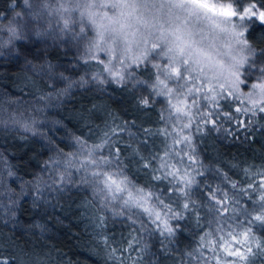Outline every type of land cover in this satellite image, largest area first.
<instances>
[{
	"label": "clouds",
	"instance_id": "1",
	"mask_svg": "<svg viewBox=\"0 0 264 264\" xmlns=\"http://www.w3.org/2000/svg\"><path fill=\"white\" fill-rule=\"evenodd\" d=\"M0 9V264H61L59 247L97 264H264V24L191 0Z\"/></svg>",
	"mask_w": 264,
	"mask_h": 264
},
{
	"label": "trees",
	"instance_id": "2",
	"mask_svg": "<svg viewBox=\"0 0 264 264\" xmlns=\"http://www.w3.org/2000/svg\"><path fill=\"white\" fill-rule=\"evenodd\" d=\"M9 4L11 3V0H8ZM5 7H7V5H5ZM0 11H3V9H0ZM259 24V22H257ZM254 35L257 38H264V30H259L256 31L254 33ZM9 86L10 88H14L15 86L11 84V82H9ZM79 99V97L77 98ZM81 103H84L85 101L81 100ZM89 104L92 103V101H88ZM96 103L98 104V106H100L101 110H103V101H96ZM79 107V105H78ZM111 111L117 116V117H121V113L120 111L113 106ZM126 119H131V117H127ZM118 123V120L115 121ZM97 124H100L101 127H103V125L101 124V122H97ZM144 127H148V125H144ZM148 139L149 142L151 141V138H145ZM119 147L124 148L126 147V145H119ZM27 148H25L23 146V144H21V147L19 150L16 149H12L11 152L14 155L17 156H24L25 160H28L31 156L32 153H28L27 155H25V153H27ZM251 159V157H249ZM241 159H243V156L241 157ZM260 161H255V163H259ZM13 163H16L15 161ZM20 164L23 165V161H20ZM25 207H29V205H25ZM31 215V211H27L25 212V219L29 218ZM72 224H76L78 221L76 219V217H70ZM78 230L76 228H72V233L71 234H76ZM127 234V229L123 228L122 226H118L115 229H112L111 231H109L108 235L110 237H112L114 240H119L121 238L122 235H126ZM52 244L54 245L55 242H52ZM116 244H113V247H116ZM58 251L63 254V260L61 261V264H68L69 260L72 261H79V264H97V260L99 259L98 257H96L95 255H91L88 251L81 249V248H73L71 250H69L67 247H59ZM83 253V254H82Z\"/></svg>",
	"mask_w": 264,
	"mask_h": 264
},
{
	"label": "snow or ice",
	"instance_id": "3",
	"mask_svg": "<svg viewBox=\"0 0 264 264\" xmlns=\"http://www.w3.org/2000/svg\"><path fill=\"white\" fill-rule=\"evenodd\" d=\"M191 2L195 4L196 7L206 10L213 16L226 17L232 20H235L237 18H239L240 20L249 18L251 20L259 22L260 24H264V7H261L259 10H257V7L254 3L249 7H245L244 5L248 2V0H234L236 7H233L231 4L217 5L216 3H209L208 0H191ZM99 7L101 9H107L109 5L101 4ZM86 12L88 17L90 19H93V21L95 22V17L99 15V12L96 10V6L88 5L86 8ZM103 18L109 20V22H115L113 20V17L109 16L106 11L103 13ZM107 138V136L104 137V139ZM228 255L240 256L241 253L237 250L236 252H229Z\"/></svg>",
	"mask_w": 264,
	"mask_h": 264
}]
</instances>
